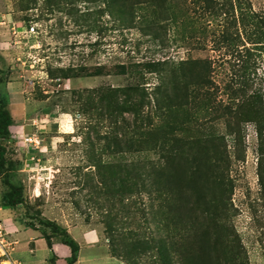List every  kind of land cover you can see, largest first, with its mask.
<instances>
[{"label":"rangeland","instance_id":"1","mask_svg":"<svg viewBox=\"0 0 264 264\" xmlns=\"http://www.w3.org/2000/svg\"><path fill=\"white\" fill-rule=\"evenodd\" d=\"M72 1L0 0V80H8L11 102L24 106L21 118L24 128L21 132H16L15 127L9 128L16 134L6 143L7 172L22 187L25 199L24 204L2 208L0 212L5 229L11 233L9 240H16L9 256L12 254L22 264H52V252L42 238L51 233L43 221L51 220L66 228L78 244L84 241L82 234L86 231L97 235L98 246L81 248L79 260H86L82 264H165L158 260L159 254L150 244L142 250L145 254L135 261L110 258L105 249L114 237L117 240L113 248L124 255L123 244L127 246L129 240L163 235L156 232L153 221L161 204L144 189L142 180L131 182L127 192L113 194L118 183L111 180L114 179L111 172L121 165L133 173L131 168L141 164L146 156L145 153L108 152L103 136L110 133L119 136L118 127L123 121L116 114H100L103 104L107 95L117 88L139 83L146 92L141 116L153 118L148 101L157 83L154 73L145 74L144 84L134 73H117L116 66L139 65L150 58H205L210 62L212 99L227 101L234 93L260 92L264 102V48L251 56L241 47L242 52L233 51V45L219 41V25H224L229 18L206 15L201 18L187 3L188 16H197L196 38L187 44L180 26V33H175L177 40H170L162 51H157L158 43L139 28L119 27L103 3ZM242 1L256 13L255 19L264 31V0ZM241 29L239 26L238 31ZM201 30L205 34H200ZM245 34L242 30L239 39L249 48L252 45L245 43ZM70 67L77 69L79 76L67 80L59 77L60 69ZM136 69L139 71L140 67ZM242 80L247 83L246 90L240 88ZM0 92L5 93L3 84ZM141 95L137 94L135 99ZM52 105L56 115L46 113L49 108L46 106ZM123 116L129 122L135 121L130 112ZM216 131H224L221 122L207 124L204 134ZM190 134L197 136L194 132ZM31 136L37 138L38 149L24 142ZM242 136L243 161L234 160L229 172L234 188L228 222L234 227L233 236L240 241L247 264H264V127L259 138L255 124L248 122L242 126ZM149 159H154L152 153ZM2 183L0 176V197L5 190ZM108 214L112 221L106 217ZM109 227L114 229L113 237L107 232ZM199 234L182 231L183 244L194 256L193 261H203L207 251L215 253L214 257L220 260V252L212 248L215 233L204 244ZM59 239L55 235L52 242ZM173 259L180 261L177 257ZM209 261L203 263H212Z\"/></svg>","mask_w":264,"mask_h":264},{"label":"trees","instance_id":"2","mask_svg":"<svg viewBox=\"0 0 264 264\" xmlns=\"http://www.w3.org/2000/svg\"><path fill=\"white\" fill-rule=\"evenodd\" d=\"M75 1L81 0L72 2ZM82 1L103 3L107 14L112 16L119 27L139 28L158 43L157 51H162L170 40H177L175 33H180V26L182 36H186L188 40L187 44L191 43L190 39L196 38L194 21L197 16L194 18L188 16L187 3L193 6L194 13L197 12L201 18L203 15L224 16L226 20L229 18L224 25H219L221 27L219 41L229 46L233 45V51L240 53L241 47L247 56H251L261 47L264 48V31L260 30L255 19L256 13L250 7H245L242 0ZM235 11L239 13L236 15ZM239 26H242L241 31L246 32L245 43L251 44V47H245L244 41L239 39L241 35V31H238ZM203 33L205 34V31L201 30L200 34ZM131 64L117 65V73H134L144 84L146 73H154L157 78V83L151 90L152 99L148 101L152 105L154 120L151 116H141L140 108L146 103V92L143 87L140 88L139 83L129 84L122 89L117 88L113 94H108L107 98L103 97L107 100L100 114L106 113L109 116L116 114L123 121L121 127H118L119 136L112 133L103 136L107 140L105 143L108 152L139 155L145 153L146 156L141 159V164H135L131 168L133 173L121 165L111 172L114 178L111 180H115V184L117 180L118 183V187L113 189V194L127 192L131 182L142 180V184L147 187L144 189L153 200L161 204L153 216V221L157 226L156 232H162L163 235L156 237L149 235L148 239L140 237L128 242L121 239V242L127 244V246L123 244L125 254L122 255L113 248L117 239L113 237L114 229L109 227L107 232L113 238L112 244L108 245V253L120 260L126 258L135 261L137 257L145 254L142 250L150 244L157 250L160 262L192 264L196 262L193 261L194 256L189 248L183 244L182 231L194 235L200 233V242L203 244L207 242L210 234L215 233L212 248L220 252V260L214 257L217 256L215 253L207 251L203 261L212 260V263H203L198 258L196 264H247L240 241L233 236L234 227L228 222L230 195L234 188L229 172L234 160L243 161L244 158L242 126L253 122L259 138H262L264 127L262 93L248 95L234 93L227 101L212 99L210 62L205 58L180 60H173L170 57L160 60L150 58L138 63L139 65ZM136 66L140 67L139 71ZM244 69L246 71L247 67ZM76 70L73 67L60 69L59 77L66 80L77 77L79 75ZM7 82L8 80L4 82L0 80L5 90L4 94L0 92V176L5 187L0 197V206L15 208L24 204L25 199L22 187L10 179L6 169L8 164L6 143L13 139L9 129L13 118L8 106ZM246 85V81L242 80L240 88L246 90ZM137 94L141 95L139 99H135ZM125 112H130L135 121L129 122L125 119L123 116ZM143 122H146L144 126ZM218 122H221L224 131L204 134L207 124L213 125ZM190 132L197 133V136L191 135ZM149 153L154 156L153 160L149 159ZM106 217H109L110 221L113 220L110 214ZM43 222L51 231L50 235L42 236L46 246L52 251L51 263L60 264L55 262L56 255L52 250V237L57 235L60 236L59 242L69 249V256L65 258L63 264H75L79 252L77 241L66 228H62L56 222L51 220ZM192 226L202 231H196ZM174 257L180 261L175 262Z\"/></svg>","mask_w":264,"mask_h":264},{"label":"crops","instance_id":"3","mask_svg":"<svg viewBox=\"0 0 264 264\" xmlns=\"http://www.w3.org/2000/svg\"><path fill=\"white\" fill-rule=\"evenodd\" d=\"M8 83V82H7ZM7 83H6V90H7V98H8V106H9V109H10V113L12 115V118H13V123L12 125L10 126V128L12 129V127H15V131L16 132H21V130H23L24 128V125L21 123V118H23V113H24V110H23V107L24 106H21L20 102L19 104H14L11 102L9 96H10V93L8 91V86H7ZM15 85V84H14ZM9 89H10V86H9ZM49 108H47V114H54L56 115V111H54V105L52 106H48ZM44 117V116H43ZM48 118H51V117H48ZM40 119V118H39ZM12 133V132H11ZM15 134L16 133H12V136L15 137ZM43 147V145H42ZM42 156V155H41ZM45 156V155H44ZM14 234L16 232H13ZM11 234V233H10ZM82 238H83V242L79 243V252H78V260L75 264H82L85 263V259L83 258V260H79L80 258V250L82 247H86V248H93V247H96L98 246L99 244V240H98V237L95 233H93L92 231H86L84 234H82ZM16 241V240H15ZM78 243V242H77ZM83 244V245H82ZM66 247V246H65ZM64 247V245L61 244V242H55V243H52V250L53 252L55 253V255L58 257L56 259V261L58 260V263L60 264H63L64 261H65V258L69 256V249L66 250V248ZM68 248V247H67ZM106 249V252L108 253V249L105 247ZM51 251V250H50ZM52 252V251H51ZM11 253V252H10ZM12 255V254H11ZM10 255V259L12 261H15L16 263H20L19 260H16L15 258H12ZM109 255V253H108ZM110 256V255H109ZM110 258H115V257H112L110 256ZM22 264V263H20Z\"/></svg>","mask_w":264,"mask_h":264},{"label":"built area","instance_id":"4","mask_svg":"<svg viewBox=\"0 0 264 264\" xmlns=\"http://www.w3.org/2000/svg\"><path fill=\"white\" fill-rule=\"evenodd\" d=\"M37 138L35 136L27 137L24 142H26L28 145H30L33 148L37 147ZM2 211V208L0 206V212ZM6 227L3 225V219L0 215V258L7 259L9 261V264H20L16 263L15 261L9 260V249H12V244L16 243L15 240H9L10 233L5 229Z\"/></svg>","mask_w":264,"mask_h":264},{"label":"bare ground","instance_id":"5","mask_svg":"<svg viewBox=\"0 0 264 264\" xmlns=\"http://www.w3.org/2000/svg\"><path fill=\"white\" fill-rule=\"evenodd\" d=\"M3 264H9V261L7 259L3 260Z\"/></svg>","mask_w":264,"mask_h":264}]
</instances>
